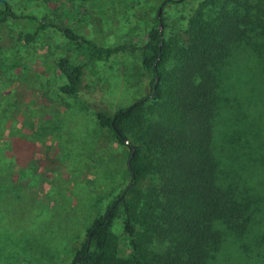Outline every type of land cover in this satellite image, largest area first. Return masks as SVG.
<instances>
[{
	"label": "rangeland",
	"instance_id": "374dc122",
	"mask_svg": "<svg viewBox=\"0 0 264 264\" xmlns=\"http://www.w3.org/2000/svg\"><path fill=\"white\" fill-rule=\"evenodd\" d=\"M8 1L37 20L0 24V264H68L86 228L129 182V149L99 124L83 99L59 91L65 77L57 62L65 56L83 65L82 91L111 111L149 95L151 88L137 51L91 57L85 44L70 41L55 27L39 30L38 21L67 25L103 47L140 46L161 0ZM241 1L264 5V0ZM223 2L166 4L162 29L169 48L160 65L161 96L144 107L147 121L176 118L170 95L175 55L192 37L193 23ZM219 76L212 147L220 182L252 195L257 209L242 235L219 226L224 237L215 261L264 264V36L236 43ZM149 183L156 178L144 182V191ZM111 232L117 254L129 258L121 208ZM162 245L153 238L145 243L156 251Z\"/></svg>",
	"mask_w": 264,
	"mask_h": 264
},
{
	"label": "trees",
	"instance_id": "16d2710c",
	"mask_svg": "<svg viewBox=\"0 0 264 264\" xmlns=\"http://www.w3.org/2000/svg\"><path fill=\"white\" fill-rule=\"evenodd\" d=\"M184 1H160L161 15L154 16V25L140 46L119 43L103 47L67 25L38 21L39 30L55 27L70 41L85 44L91 57L137 51L151 88L149 95L111 111L89 91H82L83 65L65 56L57 62L65 77L59 91L83 99L99 124L129 149V182L86 228L85 238L68 264H218L216 252L224 237L219 226L242 235L254 220L257 203L253 196L220 182L212 144L220 108V70L236 43H254L256 37L264 36V5L224 0L219 9L193 23L192 37L189 35L187 45L177 51L170 72L176 118L147 121L144 107L161 96L160 65L169 48L158 22L163 20L167 3ZM22 18L37 20L34 15L18 13L3 0L0 24ZM26 37L34 35L27 33ZM152 176L156 183H149L144 191V182ZM119 208L130 238L129 258L117 254L116 237L111 232ZM152 238L163 244L160 250L145 247Z\"/></svg>",
	"mask_w": 264,
	"mask_h": 264
},
{
	"label": "water",
	"instance_id": "95a60500",
	"mask_svg": "<svg viewBox=\"0 0 264 264\" xmlns=\"http://www.w3.org/2000/svg\"><path fill=\"white\" fill-rule=\"evenodd\" d=\"M161 11H162V6H160V7L158 8L157 12H156V15H157L158 17L161 15ZM158 27H159V29H162V21H161V20L158 22ZM124 140H125L126 143L129 142L128 139H126V138H125Z\"/></svg>",
	"mask_w": 264,
	"mask_h": 264
}]
</instances>
